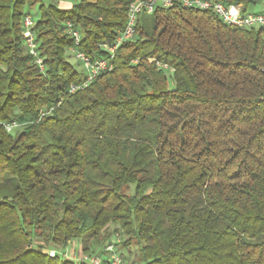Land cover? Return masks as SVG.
<instances>
[{"label": "trees", "instance_id": "1", "mask_svg": "<svg viewBox=\"0 0 264 264\" xmlns=\"http://www.w3.org/2000/svg\"><path fill=\"white\" fill-rule=\"evenodd\" d=\"M132 1L0 0V264H86L45 250L116 235L132 264H264V27L157 8L112 70L70 93L83 70L66 22L107 56ZM38 3L45 72L23 36Z\"/></svg>", "mask_w": 264, "mask_h": 264}, {"label": "built area", "instance_id": "2", "mask_svg": "<svg viewBox=\"0 0 264 264\" xmlns=\"http://www.w3.org/2000/svg\"><path fill=\"white\" fill-rule=\"evenodd\" d=\"M176 4H182L199 10H209L218 16L223 22L243 28L264 27V11L253 12L243 10L241 4H224L212 0H134L130 3L127 20L123 30L119 31L115 38L105 40L99 46L107 56H93L80 49L82 34L71 21L66 22V32L74 37L75 46L70 50L74 53L83 68V76L79 83H71L69 92L87 88L101 73L113 69V58L117 55L119 47L126 41H132L137 33L139 17L142 14H152L157 8H169ZM35 20L30 13L23 18V36L28 52L34 57L35 63L41 72L46 71L44 58L38 52V43L33 30ZM160 67L169 68L166 64L158 63ZM172 71V68H170ZM4 126L7 131L12 132L19 124L16 121L6 122ZM121 238L116 235L111 240L105 241L101 246L90 252H78L74 247L70 250L51 248L45 250L50 256H64V258L86 264H131L123 257L121 251Z\"/></svg>", "mask_w": 264, "mask_h": 264}, {"label": "rangeland", "instance_id": "3", "mask_svg": "<svg viewBox=\"0 0 264 264\" xmlns=\"http://www.w3.org/2000/svg\"><path fill=\"white\" fill-rule=\"evenodd\" d=\"M43 3L45 4H56L58 5L60 8H64V9H69L71 8L75 3H77L79 0H41ZM262 6L261 5H257V6H253L250 8L251 11L253 12H259L262 11ZM28 12H30V14L33 16L34 20H37L39 17V3L34 5V7H31L30 9H27ZM69 60L71 63H73L74 65H76L78 67L79 70L83 69L82 65L80 64V62L77 60V58L75 57L73 52H69ZM168 75H169V83L172 86L173 85V79L171 77L172 72L168 71ZM15 133V132H14ZM120 237V236H119ZM81 244H83V242L81 240H77V242H73L71 243L67 249H72L74 246V248L80 253L82 251H80L81 249ZM89 245L92 247H95V249L98 247L97 244H95V242L93 240L89 241ZM94 249V250H95ZM136 247L132 246V251H135ZM122 252L126 253V255H129V251L126 248H122L121 250ZM62 259H65L64 256H61ZM132 258L133 255L128 259V261L132 264Z\"/></svg>", "mask_w": 264, "mask_h": 264}, {"label": "crops", "instance_id": "4", "mask_svg": "<svg viewBox=\"0 0 264 264\" xmlns=\"http://www.w3.org/2000/svg\"><path fill=\"white\" fill-rule=\"evenodd\" d=\"M257 5H261L263 8H262V11H264V0H260L259 1V3L257 4ZM257 5H255V6H257ZM83 70V69H82ZM78 240V239H77ZM77 240H74L73 242L75 243V242H77ZM72 242V243H73ZM93 248H95V247H93ZM83 250V244H81V249H80V251H82Z\"/></svg>", "mask_w": 264, "mask_h": 264}]
</instances>
